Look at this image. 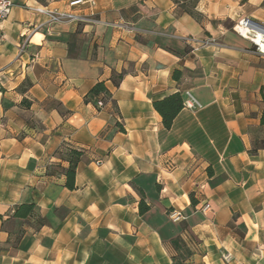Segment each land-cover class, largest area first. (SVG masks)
Segmentation results:
<instances>
[{
	"label": "crops",
	"instance_id": "crops-1",
	"mask_svg": "<svg viewBox=\"0 0 264 264\" xmlns=\"http://www.w3.org/2000/svg\"><path fill=\"white\" fill-rule=\"evenodd\" d=\"M13 1L0 26V264H264V56L234 31L264 24V0ZM99 82L108 96L91 94ZM175 93L167 129L154 102Z\"/></svg>",
	"mask_w": 264,
	"mask_h": 264
},
{
	"label": "built area",
	"instance_id": "built-area-1",
	"mask_svg": "<svg viewBox=\"0 0 264 264\" xmlns=\"http://www.w3.org/2000/svg\"><path fill=\"white\" fill-rule=\"evenodd\" d=\"M82 1H88L91 4H94V0H74L70 4L76 5L81 3ZM13 6H14L13 0H0V26L11 14ZM28 8L31 9L34 13L42 14L46 16L48 18V21L51 23L95 22L94 20L77 13L51 10L45 6L28 7ZM109 25L118 29H127V30L132 29L128 24L124 22L111 23ZM234 31L237 33L238 36L247 40L253 46L254 50L258 54L264 56V24L254 21L250 18H242L236 22L234 26ZM188 41H193V38H189ZM199 45L201 47L219 46V42L216 39L207 38L202 41H199ZM20 50L22 51V46ZM194 105H198V103L196 102L195 99L190 97V100L187 101L186 106L193 107ZM97 106L99 107L103 106V102L98 101ZM201 211L203 213L210 212L211 211L210 204L209 203L204 204V206L201 208ZM170 217L174 221H178L183 218L181 214L176 211H173L170 214ZM223 259L225 261H229L230 255L224 254Z\"/></svg>",
	"mask_w": 264,
	"mask_h": 264
},
{
	"label": "trees",
	"instance_id": "trees-1",
	"mask_svg": "<svg viewBox=\"0 0 264 264\" xmlns=\"http://www.w3.org/2000/svg\"><path fill=\"white\" fill-rule=\"evenodd\" d=\"M122 75H119L117 79H115V84H118L119 80L121 79ZM91 94L98 96L100 94L108 96V92L106 87L102 82L96 83L92 89H91ZM263 102H264V94H263ZM183 102L181 99V96L178 93L172 94L169 97L161 100L154 102V107L157 110V112L161 115L162 117V122L165 128L169 129L172 125V121L176 114L180 111L182 108ZM263 121H264V113H263ZM72 154H78V152H72ZM66 175V181L65 185L69 189H74L75 183V168L74 166H69L68 169L65 171ZM140 212H143L148 208L143 201L141 200L140 204ZM25 208L27 212H31L33 210V205H22L20 208ZM15 214H18V211L15 212Z\"/></svg>",
	"mask_w": 264,
	"mask_h": 264
}]
</instances>
